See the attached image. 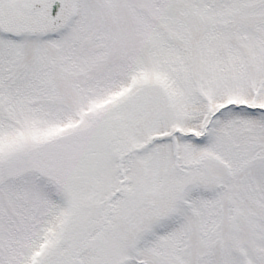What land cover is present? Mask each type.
Returning <instances> with one entry per match:
<instances>
[{"label":"snow or ice","instance_id":"6c2138e0","mask_svg":"<svg viewBox=\"0 0 264 264\" xmlns=\"http://www.w3.org/2000/svg\"><path fill=\"white\" fill-rule=\"evenodd\" d=\"M0 264H264V0H0Z\"/></svg>","mask_w":264,"mask_h":264}]
</instances>
